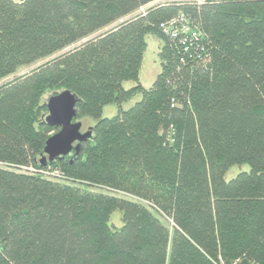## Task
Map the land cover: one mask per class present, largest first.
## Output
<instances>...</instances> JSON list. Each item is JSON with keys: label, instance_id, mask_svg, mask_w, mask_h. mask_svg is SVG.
Instances as JSON below:
<instances>
[{"label": "trees", "instance_id": "trees-1", "mask_svg": "<svg viewBox=\"0 0 264 264\" xmlns=\"http://www.w3.org/2000/svg\"><path fill=\"white\" fill-rule=\"evenodd\" d=\"M155 1L0 0V81L53 57L0 85V264H264V0ZM65 90L94 125L42 167Z\"/></svg>", "mask_w": 264, "mask_h": 264}, {"label": "rangeland", "instance_id": "rangeland-1", "mask_svg": "<svg viewBox=\"0 0 264 264\" xmlns=\"http://www.w3.org/2000/svg\"><path fill=\"white\" fill-rule=\"evenodd\" d=\"M204 0H156L155 2L147 5L146 7L140 9L138 13H142L143 11H145L146 9L155 6L157 4H163V3H171V2H180V3H201ZM133 16V15H131ZM126 17L124 20L130 18ZM117 23L112 24L111 26H109L108 28L104 29L101 32H104L105 30L110 29L113 26H116ZM100 32V33H101ZM99 34V33H97ZM96 34V35H97ZM95 36V35H93ZM91 36V37H93ZM89 37V38H91ZM89 39H85L82 42H79L77 44H75L74 46L70 47V49L79 46L80 44L84 43L85 41H87ZM146 43H147V48L146 51L144 53L143 56V61H142V66H141V70L138 76V81H127L124 82L122 84V87L124 89H130L131 87L135 86L137 83H139L140 85H142L144 88L148 89L151 87V85L153 84L156 76L158 75L159 71H160V64H159V60H158V49H159V41L157 39H155L152 36H148L146 38ZM53 57L47 58V59H43L40 61H37L31 65L28 66H22L20 68H18L14 74H12L11 76L3 79L2 81H0V85L5 83V82H9L11 80H13L16 77H20L23 75L28 74L29 72H31L32 70L36 69L37 67H39L40 65L46 63L47 61L51 60ZM50 95L46 94L43 98V101L46 102V100L48 99ZM133 104V102L127 103L123 105V109H127L129 108L131 105ZM117 113V107L114 105H108L105 106L103 108L102 111V116L105 118H111L113 117L115 114ZM81 123V132L84 133L87 130L88 127L94 125V121L92 119L89 118H82L80 121ZM248 167L246 165L243 166H234L232 167L225 175V179L226 180H230L231 178L235 177L237 175V173L242 172V171H247ZM114 196H121L118 194H112ZM121 215L119 211H116L112 214L111 219H110V226L111 228H119L121 226Z\"/></svg>", "mask_w": 264, "mask_h": 264}, {"label": "water", "instance_id": "water-1", "mask_svg": "<svg viewBox=\"0 0 264 264\" xmlns=\"http://www.w3.org/2000/svg\"><path fill=\"white\" fill-rule=\"evenodd\" d=\"M45 105L47 116L44 122L49 127H56L58 131L45 143L44 156L39 160L42 167L48 162L69 155L73 150L79 151L81 143L91 135L89 130L81 132V123L73 122L76 116V99L69 91L65 90L48 97Z\"/></svg>", "mask_w": 264, "mask_h": 264}, {"label": "built area", "instance_id": "built-area-1", "mask_svg": "<svg viewBox=\"0 0 264 264\" xmlns=\"http://www.w3.org/2000/svg\"><path fill=\"white\" fill-rule=\"evenodd\" d=\"M168 28H174V29H175V31H172V37H177L178 35H181V34H179V32H181V31H182V32L187 31L185 27L178 28V27L176 26L175 21L171 22V23L169 24ZM178 29H179V30H178ZM189 36H190L192 39H194V38L196 37V33H195V32H192V33H190Z\"/></svg>", "mask_w": 264, "mask_h": 264}]
</instances>
